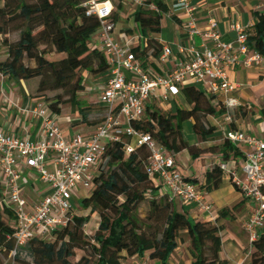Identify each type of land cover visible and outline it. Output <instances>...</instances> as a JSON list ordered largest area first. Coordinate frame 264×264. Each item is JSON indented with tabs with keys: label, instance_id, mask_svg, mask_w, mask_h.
I'll return each mask as SVG.
<instances>
[{
	"label": "trees",
	"instance_id": "16d2710c",
	"mask_svg": "<svg viewBox=\"0 0 264 264\" xmlns=\"http://www.w3.org/2000/svg\"><path fill=\"white\" fill-rule=\"evenodd\" d=\"M86 1L0 0V38L6 50L5 59L0 61L1 76L14 82L37 79L38 98L45 97L47 92L63 91L67 98L59 94L54 96L46 102L48 109L57 114L63 106L69 105L83 119H86L85 108L78 99L84 89L83 72L100 75L108 70L105 55L88 46L100 23L96 17L85 16L83 4ZM149 5L157 12L149 10ZM166 12L167 6L161 0H145L133 16L136 30L143 34H159ZM256 20L247 30V44L249 49L264 54V13H257ZM112 21L116 22L114 13ZM11 32L19 35L14 42L7 37ZM148 49L154 57L161 52L160 45L152 40L147 41L142 50L135 47L132 51L140 59ZM51 53L62 54L64 58L48 61L46 56ZM25 61L33 65H26ZM178 95L185 108L176 107L173 112L166 113L157 106L146 105L144 116L132 126L150 135L172 155L186 151L194 162L199 163V171L192 177L183 178L196 184L200 191L210 193L219 189L223 181L219 164L230 163L231 157L242 154L226 139L213 147L189 145L182 138L184 121H192L199 142H209L214 140L217 129L203 117L224 115L225 110L214 95L196 84L181 87ZM148 157L144 146L126 155L122 143L108 144L94 174L89 195L79 203L88 214L73 216L49 241L32 239L17 250L14 260L28 250L36 264H122L127 257L142 258L145 254L151 261L166 264L185 233L192 264H224L219 259L222 226L211 221L193 220L185 212H178L167 194L146 195L156 190L146 173ZM144 201L148 202L149 209L146 217L141 219L138 208ZM243 202L220 209L217 220L234 219ZM9 214L8 219L14 220L11 212ZM93 214L98 215L99 223L94 235L88 237L83 228ZM4 217L0 207V253L10 254L13 229ZM76 251H81L82 256L72 262ZM250 261L251 264H264V232L252 244Z\"/></svg>",
	"mask_w": 264,
	"mask_h": 264
},
{
	"label": "built area",
	"instance_id": "2783aa9c",
	"mask_svg": "<svg viewBox=\"0 0 264 264\" xmlns=\"http://www.w3.org/2000/svg\"><path fill=\"white\" fill-rule=\"evenodd\" d=\"M123 1L136 8L145 2ZM83 7L86 17H96L100 23L94 34L97 38L94 48L105 55L108 65L109 76L99 98L104 109L103 119L91 135L85 137L77 133L67 139L58 125L56 113L39 101L25 113L40 122V139L32 141L28 137L19 138L0 131V207L9 209L14 219L10 236L13 241L11 257L32 239L49 241L55 231L66 227L77 215L73 206L74 194L90 192L96 169L106 146L111 143H122L126 155L133 153L137 147H146L149 153L147 176L154 182L156 190H164L155 197L167 194L173 202L178 201L184 206L194 204L203 213L209 214L211 205L203 201L205 192L175 170V156L150 135L133 127L132 123L144 116L151 98L167 103L179 94L186 82L201 85L206 93L220 97L225 110L224 120L231 122L232 110L238 106L232 94L239 86L228 79L226 70L238 67L264 69V54L249 49L246 29L231 24L236 38L230 43L222 42L213 19L207 20L205 30L201 32L190 0H179L173 8L188 16L184 27L187 35L210 40L213 49L205 45L200 49L193 45L181 47L180 52L187 54L185 62H178L162 75L151 76L133 53L132 49L136 46L131 45L132 40L145 44L147 41L139 35L124 43L115 40L112 2L87 0ZM147 8L157 12L153 5ZM171 54L170 46H161L158 59L166 63ZM225 139L234 146L244 148L240 171L231 163H220L219 168L250 205L243 228L252 249V244L264 232V136L229 130ZM49 164L51 168H48ZM21 167L31 171L48 188L36 203L29 202L25 197ZM31 179L29 176L25 180L30 183ZM153 191L146 195L153 197ZM131 264L147 263L137 261Z\"/></svg>",
	"mask_w": 264,
	"mask_h": 264
},
{
	"label": "crops",
	"instance_id": "0c3cea01",
	"mask_svg": "<svg viewBox=\"0 0 264 264\" xmlns=\"http://www.w3.org/2000/svg\"><path fill=\"white\" fill-rule=\"evenodd\" d=\"M113 4V0H110ZM167 6V12L164 14L165 22L161 21V32L159 34L137 33L133 16L137 8L123 0H117V5L113 4L114 14H116L115 40L119 43L127 42L133 36L139 35L145 41H155L161 46H170L172 54L169 56L166 63L160 62L158 57L150 54L149 49L146 55L138 59L145 71L151 75H162L168 70L173 69L178 62H185L187 54L180 52V48H188L191 45L196 48H202L204 45L213 49V43L200 36L190 38L185 30V24L188 22V16L181 10L174 9L173 6L179 0H161ZM190 5L195 9L194 17L197 26L201 32L206 28L208 19H213L217 23V31L222 42L230 43L235 40L236 33L231 30V24H238L243 29L249 30L257 22V13H264V0H190ZM94 36V35H93ZM92 36V37H93ZM132 47L136 46L142 50L146 44L138 43L135 40L131 41ZM135 48V47H134ZM6 57V50L0 55V61ZM227 77L231 82L236 83L239 87L232 94L236 100L237 107L232 110L231 122L224 120V115L211 116L210 124L216 127V134L214 140L209 142H195L193 145L204 148L219 146L225 140V133L229 130L241 131L249 133L257 137L264 136V69L253 68L243 69L234 68L226 70ZM103 75L104 77L100 76ZM92 75L88 72L83 73L84 89L78 95L83 96L91 85L99 88L98 97L108 79V70L104 74ZM129 75V74H127ZM191 82H186L182 85H191ZM204 90L201 85H197ZM36 84L29 81L14 82L1 76L0 74V131L19 138L28 137L32 141L41 138L40 122L32 119L25 113L26 109L32 108L39 98L35 96ZM205 91V90H204ZM217 100L222 101L220 97ZM83 98V97H82ZM86 99H82L84 104L86 119H83L77 111L72 108L63 107L57 113V121L65 138L70 139L74 134H81L83 136L91 135L97 123L92 121V110L87 104ZM159 99L151 98L147 105L157 106L162 111L168 113L173 112L175 108H185L186 105L180 95L171 97L167 103H162ZM97 105L104 109L99 102ZM241 154V157H231V166H234L240 171L243 162L244 148L242 146H234ZM186 152V151H183ZM219 160H216L218 162ZM51 168V165H48ZM21 167V183L24 186H29L36 190V182L33 173ZM31 176V182L27 183L26 178ZM185 177H188L187 175ZM2 173L0 170V180ZM40 182V181H39ZM41 184L39 188V195L41 196L48 190L46 185ZM164 192L163 189L153 191V195H160ZM89 193L86 195L88 196ZM84 196V197H86ZM83 197V198H84ZM203 201L211 205L210 213H203L194 204L189 206L181 205L178 201H174L175 208L178 212H185L189 218L198 221H211L222 226L220 231L221 250L219 252V259L224 264H251L250 255L251 247L248 242V236L243 228V224L248 218L250 212V205L244 196L237 191L230 183L228 178L223 177V181L219 189L210 193H205ZM244 201L243 206L239 212L234 215L232 220H217L218 211L225 207H233L238 203ZM182 239L177 248L169 256L166 264H192V256L189 252V242L185 233L182 234ZM137 261H145L147 264H158L148 259V255L144 257H127L122 264H131Z\"/></svg>",
	"mask_w": 264,
	"mask_h": 264
},
{
	"label": "rangeland",
	"instance_id": "374dc122",
	"mask_svg": "<svg viewBox=\"0 0 264 264\" xmlns=\"http://www.w3.org/2000/svg\"><path fill=\"white\" fill-rule=\"evenodd\" d=\"M27 1L31 2L32 0H27ZM113 4L117 5V0H113ZM1 5H2V3L0 2V6ZM165 19L166 18L163 15L162 20H161L162 24L166 21ZM137 33H140V32L137 30ZM18 36L19 35L17 32H11V33H9V35L7 37H8V40L10 42H14L18 39ZM96 45H97V38L94 35L93 37L90 38V40L88 42V46H89V48L92 49V48L96 47ZM3 48L5 49V47L2 44V39L0 38V55H1V52H3ZM63 58H64V55L56 54V53H51V54L46 56V59L48 61H58V60H61ZM25 64L30 65V66L33 65V63L30 61H25ZM100 76L104 77L103 75H100ZM31 81H32V83L36 84V88H37V79H33ZM58 94L62 95V97L64 99L67 98L63 91L47 92L45 94V97L39 98L40 102H43L47 105L46 102L48 100L51 101L53 99V97L58 95ZM98 94H99V88H96L95 85H91V87H89V89H87L86 92H84V94H82L83 96H79V100L81 101L83 98L86 99L85 102L87 104H89V106L92 110V113H93L92 121H95L99 125V123L103 119V112H102V109L97 105V102L99 99ZM79 95H81V94H79ZM35 96L37 97L36 92H35ZM63 107L71 108L69 105H65ZM203 119H205L210 124V121H209V120H211L210 117H203ZM231 119H232V117H231ZM181 133H182V138L189 145H193L195 142H197V136L193 131L191 120L184 121L181 124ZM174 156H175V170L177 172H179L182 176L187 175L188 177H192V176H194V174H197V172L199 171V165H198L199 163L196 161L194 162L187 152H181V153L176 154ZM105 169H107V168H105ZM34 179L36 182V184H35L36 190L33 191L32 190L33 188H30L29 186H25V189H24L25 197L31 203H36L40 198L39 188H40L41 184L37 183V182H39L37 177H35ZM87 194H88V192H84V191H81L80 193L74 194L73 206H74V209H75L78 216H85L88 214V211L82 209V207L79 205L81 199L84 196H86ZM148 209H149V207H148L147 201H144L143 203L140 204V206L138 208V215L141 219H144L146 217V215L148 213ZM3 211L5 214L4 221L12 227L14 225V221L12 219H10V220L8 219V216L10 215L9 209L5 208ZM98 223H99L98 215L93 214L91 216V219L88 222V224H86L83 228L84 234L88 237H92L94 235V233L96 232V229L98 227ZM81 256H82V252L76 251V257L74 259H72V262L78 261ZM0 264H36V263L34 261V258L30 255L29 251L24 250L19 255V258L17 260H14V257H11V255L8 254L7 252H1L0 253Z\"/></svg>",
	"mask_w": 264,
	"mask_h": 264
}]
</instances>
